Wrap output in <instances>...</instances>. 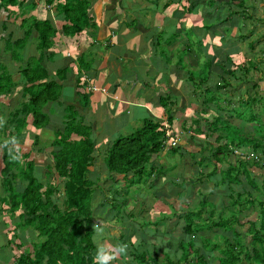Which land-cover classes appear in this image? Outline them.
I'll return each mask as SVG.
<instances>
[{
    "label": "trees",
    "instance_id": "1",
    "mask_svg": "<svg viewBox=\"0 0 264 264\" xmlns=\"http://www.w3.org/2000/svg\"><path fill=\"white\" fill-rule=\"evenodd\" d=\"M38 1L39 3L33 0L25 5L26 0H0V4L4 5L5 9L11 7V14H17L16 9L26 11L27 8L31 10L37 8L38 11L39 5L43 2ZM88 4V0H64L63 3L55 5V10L62 13L63 20L69 22L62 25L61 34L72 37L94 27L87 13ZM31 17L30 24H26V17L20 22L23 35L11 39V56L17 58L21 55L29 36L35 38L33 42L39 53L37 56L30 55L27 63L19 69L23 84L26 85L22 98H25L26 94L29 95L28 102L23 101L20 107L11 109V118L8 117L7 120L11 130L4 142L11 137H16L18 142L20 141L23 130L28 125V115L31 116L30 123L35 131L48 126L53 129V138L47 148L49 164L45 165L44 171L49 179L44 182L40 180V176L37 178L34 175L35 161L32 158L28 159L30 150L20 153L25 161L14 162L10 159L8 147L3 145L2 174L8 187L4 202L8 204L11 213V229L17 231L13 230L12 241L18 243L15 238H19L20 232L36 233V240L31 242V249H25L14 256L12 264H93L98 249L95 226L101 227L103 232L114 228L119 233L117 237V240L121 241L119 244L132 245L131 238L135 235L136 243L132 245L135 253L127 250L125 255H129L130 261L127 264H264V167H261L260 163L258 165L254 159L247 162L242 158H236L232 147H240L243 141L227 140L228 134H233L235 131L233 127H236L239 133L247 136L249 140L246 141L249 144L247 148L254 153L255 150L264 152L262 142L264 120L260 117L264 114V80L262 84L261 80L253 82L256 96L234 102L229 91L225 93L223 92L225 88L221 87L224 84L231 87L232 82L222 77L224 84H221L216 79L222 71H226L225 67L217 66L213 70L209 63L205 65L202 62L197 68H203L204 75L198 72L199 75L195 76L186 71L187 82L194 87L193 91L198 92L196 89L198 84L194 79L204 80L207 86L199 87V93L218 91V97L211 98L210 101H225L227 104V107L217 109V115L212 116V121L205 119L207 132L204 139L207 140L211 136L213 143L207 144L209 152L205 158H200L199 164L201 165V161L215 160L213 170L207 173L209 178L213 176V185L211 193L208 192L204 198L199 199L196 207L191 206L190 210L185 212L182 210L173 212L172 223H175L178 229L176 236H173L174 241L162 238V241H146L139 234H135L134 229L124 235L122 225H113L110 222L111 214L106 210L109 206L104 208L108 202L106 197L102 196L98 209L94 207L95 188H100L101 193L104 186L98 185V180L94 181L88 177L89 167L93 165L94 151L97 149L91 137V124L86 123L79 113L75 112L72 104L61 106L59 103L58 93L62 86L60 81L67 78L69 65L64 64L51 73L46 65L47 61L53 60L54 53L50 52L49 48L54 46L58 30L48 14ZM12 32L11 30V34ZM93 40L95 41V38ZM222 60L227 62L226 53L223 54ZM79 61L84 67L85 60L81 57ZM250 62L255 63L251 59ZM232 65L234 62L231 68ZM238 65L230 68L228 73L235 76L239 68H244ZM236 80H240V76L233 82ZM5 87L7 82L0 81V94ZM55 102L62 115L60 120L50 123L48 113L43 111V107ZM255 102L260 103V110L256 113L253 109ZM159 103L171 125L169 96L160 95ZM233 119L240 121L242 126L234 125L238 123L232 121ZM34 130L29 134L31 146H36L39 142ZM251 130L256 136L249 137ZM168 138L163 123L151 117L144 118L142 125L133 131L127 134L120 133L107 142L102 148V155L111 180L116 181L118 175L124 179L129 175L139 176L146 166L151 165L152 157L158 156L166 147ZM187 138L190 143L196 142L194 136L190 135ZM214 143L216 144L213 145ZM200 145L198 142L194 144L199 147ZM179 147L180 145L171 148L174 151ZM201 149L203 148L200 147ZM37 150L41 152L40 148ZM201 156L204 154L201 153ZM223 161L226 163L225 166L221 164ZM259 170L262 178L258 181L256 176L259 175ZM16 181L20 182L21 190L16 188ZM60 187L63 198L58 203L56 195ZM135 191L140 190L135 188ZM58 195L60 196V193ZM214 195L220 197L217 203L214 202ZM112 199L110 205L116 200L115 197ZM140 212L142 211L139 209L136 215ZM121 216L123 220L126 216L129 217L135 229L141 227L136 220L140 215L135 218L134 212L131 211L128 215ZM170 217L171 215L167 214L164 218L170 220ZM169 227L164 228V235L170 233ZM22 241L25 242L24 239ZM117 245V242L112 244L113 247ZM159 258L164 260L159 262Z\"/></svg>",
    "mask_w": 264,
    "mask_h": 264
},
{
    "label": "crops",
    "instance_id": "2",
    "mask_svg": "<svg viewBox=\"0 0 264 264\" xmlns=\"http://www.w3.org/2000/svg\"><path fill=\"white\" fill-rule=\"evenodd\" d=\"M42 1L37 15L41 17L48 14L58 30L54 46L49 48V51L54 53L53 60L46 62L49 73L67 63L70 68L67 78L60 82L68 87L70 84L74 97L69 93L65 101L62 100L63 98H58V101L61 106L72 104L78 107L79 115L86 123L91 124V137L95 145L100 146L97 152L101 153L95 154L93 165L89 167L88 177L94 181L98 180V184L105 187L106 183L101 180L107 177L108 173L103 162L102 148L118 134H127L137 128L136 125L139 124L138 120L141 118L143 120L153 117L162 122L166 131H169L171 135L178 134L179 136L178 143L174 146L180 145L178 150L172 151V146L167 143L158 156L167 153L178 154L170 159L175 157L181 160V163L175 167L184 176V179L179 182L183 184L185 181L186 184L188 178L196 175V173L189 172L188 162L192 163V159L205 158L207 155L201 156V154L195 155L194 153L204 151V149L200 150V147H209L207 144L213 143L211 136L207 140L204 139L207 132L205 119L212 121V116L217 115V109L219 107L223 109L225 106L222 105L223 101H210L211 98L218 97V91L210 92L211 94L206 91L199 93V87L207 86L204 80L194 79V82L198 84L196 88L198 92L193 91L194 87L187 82L186 71L182 65L177 63L180 57L176 53L183 54L182 56H185L187 61L185 66L191 68H197L202 62L205 65L209 63L213 70L217 66L225 67L226 71H222L220 77L217 76L216 79L224 84L222 80L224 77L233 83L234 79H239V76L235 73L236 78L228 73L232 62H234L232 68L238 64L250 66L251 57L245 56L246 50L242 43H245L248 49L253 48V40L247 37L253 33L254 27L257 26L256 22L264 20V15L257 18L258 21L255 20L254 17L258 10L254 3H264V0H88L87 13L94 27L83 30L72 37L61 34L62 25L69 24V22L63 20L62 13L55 10V5L63 3L64 0ZM35 10L37 8H34ZM13 16H21L17 30L15 27L11 28L12 16L0 20V81L1 83L7 82V87L0 94V117L6 121L0 127V264H12L15 254L11 255V251L17 249L12 245L13 241L10 245L7 243L11 237L12 218L8 204L4 202V197L7 198L8 187L1 176L4 139L8 137V132L11 130L7 120L11 118V109L17 108L16 105H20V101L24 100L22 97L25 84L17 71L18 61L16 57L11 56V39L23 35L20 22L26 15L17 12ZM244 29H247L248 33H245ZM260 34L264 35V32ZM34 39L30 37L28 45L24 44L22 53L38 55L39 51L33 42ZM172 53L174 60L170 59ZM224 53H226L227 62L222 60ZM81 57L89 65L87 68L85 65L83 67L82 62L79 61ZM15 62V69L11 70V65L13 68ZM251 65H254V68L257 67V63H251ZM77 72L87 75L86 85L90 84L92 89L93 87L96 89L89 90L87 86L80 88V84L74 86V77ZM250 80L252 82V76ZM99 87L105 91H99ZM86 92L90 93L89 102L85 100V95H89ZM160 95L169 96L171 125L159 103ZM16 96H19L17 104ZM45 110L50 123L58 121L60 109L57 103L50 104ZM30 121L31 116L28 115V125L23 130V137L25 135L29 137L31 131L34 130ZM45 130L53 133V129L48 126L34 130L39 137V142L36 146H30V150L37 152L41 157L34 164V172L36 168L45 169V165L49 164V153L46 149L53 137L45 138L43 135ZM190 135L194 136L196 142H188L187 137ZM197 142L201 144L200 147L194 146ZM37 148H40L41 152H38ZM158 156L152 157L151 175L159 178L155 179L157 190H163L157 191L158 197L153 203L170 200L167 205L170 210H166L164 205L159 206L160 209H158V211L164 209L171 215L170 220L164 218L166 221L164 228L170 226V232L177 229L176 224L172 223L173 212L176 211L174 201L177 198L186 199L187 186L181 190L178 188L170 198L169 192L171 193L174 189V184L170 183L172 175L168 173L167 167L171 164V160L162 161L161 158L162 162L159 163ZM182 163L183 167L180 165ZM118 178L122 177L118 175ZM1 188L3 194H1ZM95 189L94 195L97 196L100 188ZM194 190L196 194L202 190V187L197 185ZM204 191L208 192L209 189L205 187ZM95 203L97 204L93 203V205L97 208L100 200ZM169 235L176 236V233L163 235L165 239L163 236L162 239L171 240Z\"/></svg>",
    "mask_w": 264,
    "mask_h": 264
},
{
    "label": "rangeland",
    "instance_id": "3",
    "mask_svg": "<svg viewBox=\"0 0 264 264\" xmlns=\"http://www.w3.org/2000/svg\"><path fill=\"white\" fill-rule=\"evenodd\" d=\"M31 1H33V0H26L25 5L28 4V2H31ZM36 1L39 3L38 0H36ZM40 1H42V0H40ZM254 4L257 6L256 10H258L257 14L255 15L256 17H254L255 20H257V18H259L262 15H264V3L263 2H255ZM6 8L7 9H5L4 5L0 4V20L1 19L2 20L5 19V17L9 18V17L12 16L11 17V28L15 27L16 30H17L18 29L17 26L19 25V21L21 19V16L20 17L13 16V14H11L12 10L9 7H6ZM17 12L25 13V15H26V24H30V21L32 19L31 16H36L37 15V10L34 11V9L31 10L29 8H27L26 11L25 10H21V9H17ZM260 22H262V23H260ZM12 24H13V26H12ZM14 24H16V25L14 26ZM256 25L257 26L254 27L253 33L248 35V37H247L249 40H251V41L253 40L252 41L253 48H249V49H248V47L246 48V44L245 43H242V46H243V48L245 47V50H246L245 51L246 52L245 56L247 57L249 55L251 57L250 59H252L255 63H257V65H256L257 67L254 68L255 66L254 65L252 66L251 63H250V66H244L243 69L239 68V71H236V73H238V75L240 76L241 80H236V82H233L231 84V87H227V86H229L227 84L221 85V87L225 88V89H223V92L226 93V92L229 91V93L232 96V99H233L234 102L238 101V100L245 99L246 97H249V96L250 97L256 96L257 94H255V91H254V88H253V86H254L253 82H257L258 80H261L260 84H262V82H263L262 80H264V78L261 79L262 77H264V35L260 34V32H264V20L256 22ZM54 27L56 28L55 25H54ZM246 30L247 29H244V32L248 33V31H246ZM14 36H16V34H14ZM171 38H172V36L169 38V40H171ZM29 40H30V36L27 39L28 43H29ZM28 43L26 45H28ZM11 51H12V49H11ZM176 54L180 57V58H178L177 63L182 65L183 69L185 71H189L192 75H195V76H197L199 74H201V75L205 74L203 68H195L194 69V68L185 66V64H187L185 56H182L183 54L181 55L180 52H177ZM29 56L30 55H28L27 53H22V52H21V55L17 56L16 60L18 61V64H17V71L18 72H19V69L22 68L24 66V64L27 63V61H28L27 58ZM170 59L174 60L173 53L170 54ZM244 63L246 64V61H244ZM15 65H16V62L13 63V68H12V65H11V70L15 69ZM88 66L89 65L86 63L85 67L87 68ZM240 67H242V66H240ZM84 70L87 71V69H84ZM175 70H176V68H175ZM198 72H199V74H197ZM11 74H12V72H11ZM247 75H250V77H247ZM251 76L253 78L252 82L250 80ZM242 80H243V82H242ZM86 81H87V75H82L79 72L75 73L74 86H77V85L80 84V88H82V86H84V87L87 86V88L89 90H91L92 89V85H90V84L86 85ZM25 86L26 85H24V87ZM71 89L72 88L70 87V84H69V87L68 86H64L62 84V86L60 87V91L58 93L59 94V98H63L62 100L65 101L66 98H67L66 96L69 93H71L70 95L72 97H74V94H73V92H71ZM94 89H96V88L93 87L92 90H94ZM86 93H89V92H86ZM27 96L28 95L26 94L25 98H23L24 100L20 101V104L23 101L26 102V103L28 102ZM89 97H90V93H89L88 96L85 95V100L88 101V102L90 101ZM15 98H16L15 99L16 100V104L19 103V96H16ZM72 101H74V100H72ZM198 101L199 100L197 99V102ZM50 104L54 105L56 103H48V104H46L43 107V111L44 112H46L45 109L46 108L48 109ZM222 105L227 107V104H226L225 101L222 102ZM16 107H20V105H16ZM253 109L255 110V113H256L257 110H260V103L259 102H255L254 105H253ZM74 110H75L76 113H78L79 109H78V107H75ZM60 115H62V111L61 110H60V114L58 116V120H60ZM77 117H79V115H77ZM260 117H262L261 119L264 120V114L261 115ZM143 120H142V118L140 120H138L139 124H137L136 127H140L142 125ZM138 121H136V122H138ZM232 121H237L238 124H234V125L242 126V123H240V121H238L236 119H233ZM255 121L256 120H252V122H255ZM233 129H235V131L233 132L234 136H233L232 133L228 134L227 140L231 139V140H234V141H243V142H241L240 147H238V148L236 146L232 147L233 152H234L233 155L237 156L236 158H242V159H244L247 162H251L254 159V161L258 162V165H259L260 158L264 155V152H262L260 150H255V153H254V151H252L249 148H247L248 145H249L246 142L248 140L247 136L244 135L243 133H239V131H238V129L236 127H233ZM231 130H232V128H231ZM43 135H45V138L48 137V139L49 138L51 139L53 137V133L50 130H48V131L45 130ZM253 136H256V135L253 133V130H251V134H249V137H253ZM19 140L20 141L18 142V147L20 149V153L28 152L30 150V146H31L30 145L31 144V140L29 139V137L27 135H25L24 137L21 136ZM262 142L264 143V140H262ZM96 147L99 148L100 146L99 147L96 146ZM203 149H204V151L196 152L195 154L199 155V154L202 153L204 155H207L206 153H208L209 151L206 152L205 150H209V147H205ZM97 150L98 149H95L94 154L101 153L100 151L97 152ZM46 152H48V149H46ZM249 154H253L255 157L253 159L248 158ZM174 155L178 156V154H176V153H167V154H164L162 156L159 155L157 157L159 160H157V161L160 163V162L164 161V159H167L168 162L171 160V164H169V167H167L168 173H170L172 175V181L170 183L174 184V189L172 190L171 193L169 192L170 198H172L171 194L176 192V190L178 188H180V190H181L183 187L187 186V192L185 193V195H187L186 199L177 198L174 201L176 210H182L183 212H185V211H189L191 206L192 207H196V205L199 204L197 199L204 198L205 197L204 195L208 194V192L211 193V187H208V186L209 185H213L212 184L213 183V180H212L213 176L211 178H209L207 173H210L213 170V165H214V161L215 160L214 159H210V160L201 161V165H200L199 164V160H201V159H196V160L192 159V163L188 162L189 170H190L189 172L190 173L193 172L194 174L196 173V175L191 176L187 180L188 182H190L192 184H190L188 182H186V184H185V181L182 184V182H179V181L184 179L183 173L182 172H178L176 167H175V166H177L178 163H181V160H178L175 157L170 159ZM29 158H32V159H34L35 162H37V160H40L41 157L38 156L37 152H33V150H30L28 159ZM161 158H162V161H160ZM233 159H235L234 156H233ZM25 160L26 159L22 157L20 162H23ZM203 164H205V167H203ZM221 164H223L225 166L226 163L223 161ZM180 165H181V167H183L182 166L183 163L180 164ZM2 166H4L3 165V161H2ZM151 167H152V165H148L141 172V174L139 176H137V175L133 176V177L132 176H128L127 179L118 178V176H117L116 177V181L115 180L112 181L110 176L107 175V177H105L104 179L101 180L102 182L106 183V185H105L106 187L101 189V193L97 192L98 195L96 196V198H94V202L93 203L97 204V203H95V201L101 200L102 196L106 197L108 202H107V205L104 208L109 206L106 210L111 214V216L109 217V220H110V222L113 225H118V226L122 225L123 226V234L124 235H127V234L131 233V230L134 229L135 234H139L141 236V238H143L144 240L154 242V241H162L161 238L164 235L163 234V230H164V225L166 223V221L164 220V217L168 214L166 210H170L168 208V206H167L169 204L168 202L170 200L164 201L162 203H160L159 201H157L156 203H153V201L157 200V197H158L157 196V191H162L163 189L157 190L158 188H157V184H156L155 179H159V178H154L155 175H151V171H153V169ZM44 171H45V169L40 167V168H36V170H35L36 174L34 173V175L36 177L40 176V178H41L40 180L43 181V182L46 181V179L47 180L49 179L47 176H45ZM1 176L4 179V176L2 174V169H1ZM256 178H257L258 181L261 180V178H262L261 170H259V175H257ZM138 180H140V181H138ZM138 182H140V183H138ZM15 185H16V188L18 190L22 189V186H21L19 181H16ZM197 185L201 186L202 190H200L199 192L194 194L195 193L194 187H196ZM205 187H207L209 189L208 192L204 191ZM135 188L136 189L139 188L140 191L136 192ZM95 191H96V189H95ZM61 192H62V188L60 187L59 192H58V194L60 193V196L58 194L56 195L57 196L56 197V199H57L56 201L58 203H60L62 198H63V194ZM133 193H136V195H134ZM1 194H3L2 193V188H1ZM207 196L209 197V195H207ZM114 197L116 198V200L113 201L114 202L113 205H110V202H112V200H113L112 198H114ZM219 200H220V197L218 195H214V202L217 203ZM139 203H141V204H139ZM91 204H92V202H91ZM162 205L165 206L166 210L162 209V210L158 211V209H160V207ZM98 206H97V209H98ZM139 209L142 212H140V214L138 213L140 215V217L138 219H136V220L140 224L141 227H138L137 229H135L134 226L131 225L132 221L130 220V218L126 216L125 219L123 220L121 215H124V214L128 215L129 212L132 211L135 214L134 217L137 218L139 215H136V214H137V211H139ZM100 214H101V211L99 212V215ZM3 216H4V214H3ZM100 220H102V217L100 218ZM127 224H128V227H126ZM13 230L14 229L12 228L11 229V237H10L11 240H10V238L8 239V241L6 240L8 245L11 244V241H12V238H13ZM177 230L178 229H174V231L172 230V231H170V233L171 234H174V233L177 234ZM14 232H17L16 229L14 230ZM23 233L20 232L19 238H15V240H17L18 243H14V244L12 243V245L14 247H17V248L19 246L20 247L18 249L15 248V250L13 252L11 251V255H12V253H14L15 256H17L18 254L21 253V251H23L25 249H31V242H35L36 233H34V231H31V233H30V231H28V232L25 231V233L24 234ZM118 234L119 233L112 227H111V229H107V231H104L101 234H98L97 248L100 247V246H104L106 248L113 249L115 247H113L112 244H116V242H117L118 245H121V244L118 243V242H121V241L117 240ZM169 236H170V239L175 240L173 235H169ZM167 238H168V236H167ZM23 239L25 240L24 243L22 241ZM163 239H165L164 236H163ZM135 240H136V238H135V235H134V237L131 238V241L133 242V244L136 243V242H134ZM15 244H16V246H15ZM17 244H19V246H17ZM126 245H127V249L128 250H130L131 252L135 253V251H134L135 249H133L132 245H130V244H126ZM173 246H174V244H173ZM171 249H173V248H171ZM163 260H164V258H159L158 259L159 262H162ZM127 263H130L129 255L120 256L118 259L113 260L111 262V264H127ZM153 264H155V263H153Z\"/></svg>",
    "mask_w": 264,
    "mask_h": 264
},
{
    "label": "clouds",
    "instance_id": "4",
    "mask_svg": "<svg viewBox=\"0 0 264 264\" xmlns=\"http://www.w3.org/2000/svg\"><path fill=\"white\" fill-rule=\"evenodd\" d=\"M99 91H102V87L98 88ZM5 119L0 117V127L5 123ZM4 146L8 147L10 159L14 162L20 161V149L18 147V140L16 137H11L10 139L4 142ZM95 231L97 234H101L103 229L99 226H95ZM127 245L121 244L117 245L113 249L106 248L104 246H100L97 249L96 255L93 258V264H111L113 260L118 259L121 255H125L127 253Z\"/></svg>",
    "mask_w": 264,
    "mask_h": 264
},
{
    "label": "built area",
    "instance_id": "5",
    "mask_svg": "<svg viewBox=\"0 0 264 264\" xmlns=\"http://www.w3.org/2000/svg\"><path fill=\"white\" fill-rule=\"evenodd\" d=\"M102 91H105L104 89H102ZM167 135H169V138L167 140V143L170 145V146H176L177 143H178V140H179V136L178 134H174V135H171L169 133V131H166ZM255 156L253 154H249L248 155V158H251L253 159ZM260 164H261V167H264V156L261 157L260 159Z\"/></svg>",
    "mask_w": 264,
    "mask_h": 264
}]
</instances>
